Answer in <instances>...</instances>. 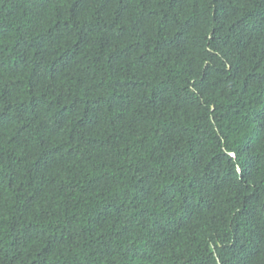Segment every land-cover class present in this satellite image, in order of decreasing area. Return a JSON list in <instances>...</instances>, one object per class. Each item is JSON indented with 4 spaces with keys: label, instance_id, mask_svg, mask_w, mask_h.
Here are the masks:
<instances>
[{
    "label": "trees",
    "instance_id": "obj_1",
    "mask_svg": "<svg viewBox=\"0 0 264 264\" xmlns=\"http://www.w3.org/2000/svg\"><path fill=\"white\" fill-rule=\"evenodd\" d=\"M0 264H264V0H0Z\"/></svg>",
    "mask_w": 264,
    "mask_h": 264
}]
</instances>
